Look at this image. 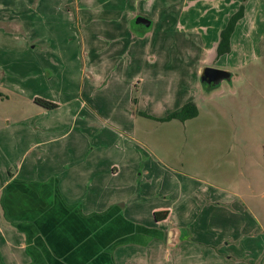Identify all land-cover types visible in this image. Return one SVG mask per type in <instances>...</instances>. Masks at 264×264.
Masks as SVG:
<instances>
[{"label": "rangeland", "instance_id": "rangeland-1", "mask_svg": "<svg viewBox=\"0 0 264 264\" xmlns=\"http://www.w3.org/2000/svg\"><path fill=\"white\" fill-rule=\"evenodd\" d=\"M225 1L0 0V86L10 83L7 89L1 88L8 97L0 99V115L11 114L14 118L13 125H7L5 121L0 129L7 132L4 135L6 141L11 127L34 128L38 125L37 130H40L37 134L32 133L31 138L28 130L26 135L17 133V151L12 153L16 162L11 169H17L22 160L20 147L40 138L45 133L42 131L44 127L52 129L49 132L60 128L62 132L67 131L73 125L84 127L90 121V113L96 111L104 118L111 116L107 127L115 126L120 131L123 126L131 125L129 116L138 110L137 107L156 115H166L179 103L175 101L194 99L201 105L206 104L199 117L185 123L138 117L134 121L135 135L140 134L148 153L155 151L163 157L165 164L160 163L155 170L160 168L167 178L174 174L176 178L192 175L209 181L212 178L218 183L234 178L236 207L240 206L234 224L242 227L238 233L244 240L243 245L250 244L247 249L263 255L264 0H236V11L245 3L244 18L236 26L231 51L219 58L215 36L216 32L219 34L217 27L227 24L222 14ZM159 6H162L160 11ZM78 8L82 10L81 16ZM133 8L139 14L149 15L153 21V27L144 34L145 38H139L143 26L137 27ZM166 13L176 18L175 28L170 32L159 28ZM129 16L130 21L126 23ZM127 27L137 41L135 39L134 45L131 43L118 56L109 55L115 47L124 49L129 36ZM83 35H86L85 40ZM117 37L119 39H113ZM114 41L118 42L111 45ZM91 45L104 52L93 58V62L98 63L90 62L88 48ZM109 46L114 48L106 50ZM122 49H117L118 53ZM127 60L136 62L134 65H139V69L143 65L155 64L159 73L155 74L154 82L150 81L154 74L142 71L125 73ZM211 61L240 75L233 85L234 91L222 89L213 99L209 96L217 87L203 86L196 77L198 71L201 72ZM115 65L123 68L117 69ZM101 67L104 72L97 71ZM132 75V85H128L126 80ZM144 76L149 77V81L144 82ZM140 79L142 84L137 91L136 84ZM190 83L194 88L191 95L182 88ZM230 83L224 80L222 85L229 87ZM33 95L58 106L46 108L39 105ZM130 96H134V101L137 97L148 100L146 104L136 106L129 101ZM214 105L225 112L226 117H211L209 108ZM148 126L152 128L143 132L142 129ZM185 127L193 131V140L187 132L185 134ZM197 132L203 135L198 138L195 136ZM118 137L122 139L120 135ZM72 138L55 141L52 146L73 144ZM222 146L223 158L218 155L219 160H216L214 150ZM54 150L49 151L53 157L56 155ZM208 151L215 155L205 163L203 160ZM50 162L53 165L57 160L51 158L48 164ZM2 163L3 166L8 164V157H3ZM29 163L31 159H26L22 168L24 174ZM172 169L176 172L167 174ZM57 171L62 170L58 167ZM245 203L251 209H241L240 204Z\"/></svg>", "mask_w": 264, "mask_h": 264}, {"label": "crops", "instance_id": "crops-1", "mask_svg": "<svg viewBox=\"0 0 264 264\" xmlns=\"http://www.w3.org/2000/svg\"><path fill=\"white\" fill-rule=\"evenodd\" d=\"M152 6L157 7L154 3ZM224 6L222 14L228 22L236 12V0H226ZM160 8L162 6L158 7L159 11ZM133 10L136 13L134 16L150 18L147 14H139L135 8ZM78 11L81 16V8ZM128 18L126 23L130 21V16ZM175 21L174 16L171 18L166 13L160 20L159 28L170 32L175 28ZM225 25L217 27L219 34L216 32V49ZM147 28L144 25L141 27L143 32L139 38H145ZM126 30L129 36L125 40L124 49L115 47L109 55L118 56L131 43L134 45L135 34L128 27ZM235 34L236 29L232 41L236 38ZM109 48L114 47L109 46L106 50ZM117 49L122 50L118 53ZM88 50L90 62L104 53L94 45L89 46ZM134 63L127 60L123 71L154 74L150 79L153 83L155 74L159 73L156 72L159 70L155 64L143 65L139 69L140 66ZM205 66L218 65L211 61ZM114 67L123 68L119 65ZM103 68L97 71L101 72ZM198 72L196 77L200 81L201 72ZM231 72L235 76L234 82L229 87L221 84L215 88L210 99L215 98L222 89L231 88L234 91L233 85L240 75L233 70ZM132 78L133 75L127 78L128 85H132ZM144 79V82L149 81V77L144 76ZM9 84L0 86V99L8 97L1 88L7 89ZM141 84L140 79V83L136 84L137 91ZM186 85L182 88L191 95L193 85ZM32 97L37 98L34 95ZM133 97L130 96L129 101L136 106L144 105L148 100L137 97L134 101ZM191 101L198 105L199 117L206 104L201 105L191 98L175 101L179 103L173 107L172 112ZM137 108L139 111L135 110L129 116L131 125L123 126L120 131L115 126L107 127L111 116L104 118L91 110L88 117L90 121L84 127L73 125L63 132L62 128L49 132L52 129L44 127L42 131L46 135L42 134L40 138L32 139L29 144L20 147L21 159H31L25 174L22 171L25 161L21 164V160L17 169H11L16 162V156H12L17 151L15 136L18 132L26 135L27 130L29 136L37 134L39 126L11 127L8 141L4 138L7 132L0 129V264H151L153 259L154 264H264V253L256 254L247 249L250 244L243 245L244 240L241 233H238L242 227L234 224V217L240 211V206L236 207L234 178H226L229 181L220 184L212 178L209 181L192 175L189 178H176L175 174L169 178L166 174L163 176L160 168L155 170L160 163L165 164L163 157L155 151L148 153L145 150L140 134L135 135L134 121L138 117L162 121L159 118L171 112L156 115ZM209 111L211 117H226V113L215 105L210 106ZM174 120L182 122L180 119L169 121ZM5 121L7 125H13L14 118L11 114L0 115V127ZM151 128L148 126L141 129L147 132ZM186 132L193 140V131L185 127ZM113 135L117 136L111 139ZM202 135L197 132L195 136L200 138ZM70 136H73V144L53 148L55 141ZM189 146L192 148V144ZM50 150L56 152L54 157L49 154ZM223 150V146L216 147V157L219 155L223 158ZM212 155L215 153L208 151L203 162L209 163ZM3 157H8V164L4 166ZM51 158L57 160L53 163L55 167L51 162L48 164ZM58 167L62 171H57ZM173 171H167V174ZM219 174L223 175L222 172ZM2 196L5 208L1 203ZM240 205L241 209H251L247 203L245 206ZM161 211H167V217L157 220L155 214ZM172 251L175 254L172 255Z\"/></svg>", "mask_w": 264, "mask_h": 264}, {"label": "trees", "instance_id": "trees-1", "mask_svg": "<svg viewBox=\"0 0 264 264\" xmlns=\"http://www.w3.org/2000/svg\"><path fill=\"white\" fill-rule=\"evenodd\" d=\"M245 1L247 0H244V2ZM244 2L240 5V8L231 15L226 26L221 31L220 39H219L218 46H217L218 57L225 55L231 51L233 33L236 29L238 22L240 21V19L244 17V14H245V3ZM138 26H143V25L137 24V27ZM150 28L151 26L148 27L147 29L149 30ZM35 101L37 104L42 105L46 108H55L58 106L57 103L52 102L50 100L40 98V97L36 98ZM198 113H199L198 105L196 104V102L191 101V102L184 104L181 108L166 115L165 117L159 118V120L169 121L172 119H180L182 121H185L189 118H193L197 116ZM145 115L147 114L145 113ZM1 203H2V206L5 208L3 196L1 197ZM167 213H168L167 211L156 212L155 215H156L157 220H161L167 217Z\"/></svg>", "mask_w": 264, "mask_h": 264}, {"label": "water", "instance_id": "water-1", "mask_svg": "<svg viewBox=\"0 0 264 264\" xmlns=\"http://www.w3.org/2000/svg\"><path fill=\"white\" fill-rule=\"evenodd\" d=\"M135 23L144 25L146 27H150L152 25V20L146 16L139 15L136 17ZM207 75H209L212 78V81L218 83V82H222L223 80H229L232 76V72L223 68L206 66L201 72L202 80H206Z\"/></svg>", "mask_w": 264, "mask_h": 264}, {"label": "flooded vegetation", "instance_id": "flooded-vegetation-1", "mask_svg": "<svg viewBox=\"0 0 264 264\" xmlns=\"http://www.w3.org/2000/svg\"><path fill=\"white\" fill-rule=\"evenodd\" d=\"M214 67H218V66H214ZM234 79H235V76L232 73L231 78L229 80H227V81L232 83ZM200 81L202 82V85L206 86V87H208V86L209 87H212V86L218 87V86H220L222 84L221 82L215 83L214 81H212V78L209 75L206 76V80H202V78L200 77Z\"/></svg>", "mask_w": 264, "mask_h": 264}]
</instances>
